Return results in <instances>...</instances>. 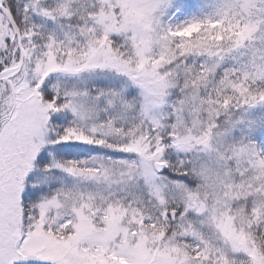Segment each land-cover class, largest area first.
<instances>
[{"label": "snow or ice", "instance_id": "6c2138e0", "mask_svg": "<svg viewBox=\"0 0 264 264\" xmlns=\"http://www.w3.org/2000/svg\"><path fill=\"white\" fill-rule=\"evenodd\" d=\"M0 264H264V0H0Z\"/></svg>", "mask_w": 264, "mask_h": 264}]
</instances>
